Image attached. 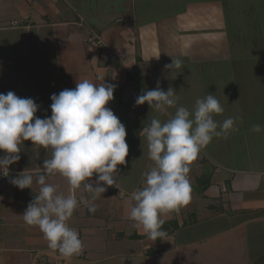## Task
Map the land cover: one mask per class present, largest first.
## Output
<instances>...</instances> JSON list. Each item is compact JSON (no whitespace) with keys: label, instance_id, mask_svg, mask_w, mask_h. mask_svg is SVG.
Masks as SVG:
<instances>
[{"label":"crops","instance_id":"1","mask_svg":"<svg viewBox=\"0 0 264 264\" xmlns=\"http://www.w3.org/2000/svg\"><path fill=\"white\" fill-rule=\"evenodd\" d=\"M221 8L217 0H0V38L14 44L18 63L32 59L45 65L57 57L64 66L57 74L44 68L39 78L21 70L13 79L3 73L0 81L16 82L6 88L0 83V93L32 98L45 88L44 77L54 80L53 87L48 84L51 95L83 79L99 83L104 78L117 86L106 106L124 118L129 146L127 163L117 166L119 189L105 186L95 212L82 205L68 221L85 247L81 255L65 258L48 247L38 227L23 221L40 186L34 182L21 190L11 180L24 170L42 173L51 151L31 141L21 144L20 160L9 166L7 176L0 174V264H264V131L251 130L264 126V9L243 14L258 22V34L251 35L248 19L246 25L228 21L229 11ZM172 58L183 61L180 69L165 67ZM249 60H262V72L254 63L247 72ZM234 61L241 63L238 71ZM71 65L75 74L65 76ZM158 81L163 90H175L176 107L190 112L197 99L214 95L224 107L214 119L238 118V131L227 139L214 138L200 151L188 174L190 202L166 214L167 235L151 240L128 218V201L144 186L143 173L155 166L142 129L153 118L167 121L176 111L162 114L147 103L136 104ZM35 102L43 118L51 116L49 101ZM46 179L60 194H70L64 177Z\"/></svg>","mask_w":264,"mask_h":264},{"label":"clouds","instance_id":"2","mask_svg":"<svg viewBox=\"0 0 264 264\" xmlns=\"http://www.w3.org/2000/svg\"><path fill=\"white\" fill-rule=\"evenodd\" d=\"M159 58V57H158ZM157 58V59H158ZM183 61L173 59L167 69H180ZM77 81L75 88L64 89L51 96V116H36L40 106L32 98H22L14 92L0 93V174L8 175L9 166L20 160L21 144L31 141L51 151L44 159L43 172H21L11 183L23 190L40 186L39 194L22 214L23 221L43 233L48 247L65 258L79 256L84 251L80 233L68 221L82 205L95 212L94 202L107 191L118 187V165L127 163L129 146L126 127L106 105L114 100L116 85ZM179 100L171 87L144 91L136 98L137 105L147 103L151 110L167 114ZM224 107L212 94L195 102L194 111L176 107L175 114L165 122L153 118L142 129L148 142V157L154 167L143 173L144 186L129 197L128 218L151 240L164 238L163 217L179 211L191 200L190 164L214 138L238 131L236 120L229 117L222 123L214 119ZM255 133L264 126L255 124ZM59 174L69 186L70 194H60L47 183V176ZM35 175V180H34ZM95 175V185L92 178ZM107 186V187H105ZM78 193H80L78 195ZM87 193L89 195H84Z\"/></svg>","mask_w":264,"mask_h":264},{"label":"rangeland","instance_id":"3","mask_svg":"<svg viewBox=\"0 0 264 264\" xmlns=\"http://www.w3.org/2000/svg\"><path fill=\"white\" fill-rule=\"evenodd\" d=\"M217 1H218V5L220 7H222L221 9L222 10L224 9V12L229 11V15L227 16L228 21H235L236 20V22H237L239 20L240 24L242 22V25H246L245 22H243V21H244V19H248L246 21V23H247L246 27L251 28V35L258 34L259 30L256 29L255 23H254V21H256V19L253 20L252 17L244 18L243 14L245 12H247L245 14H248L249 11H252V14H253L256 9H261V8L264 9V3L259 2V5H257L258 0H217ZM248 8H252V9L249 10ZM257 23L258 22L256 21V24ZM245 33L249 35L250 34L249 29L247 31H245ZM11 43L12 42H10V40L3 39L2 37L0 38V75L5 73L6 78L13 79V77L15 75L18 76L20 70H21L22 74H25V75L35 74L39 78L40 75H42V77H43V75L45 76L46 71L43 74L44 68H46L47 71L55 72L52 74H57V72H59V70H61V68L64 67L61 64H58L57 57H51V58L47 59V61H46L47 64H45V65H38L32 59H30L29 61H25V62L22 61L23 64L20 65V63H18L19 62L18 50L15 48L14 44H11ZM260 49L263 50V48H260ZM46 51H48V52L51 51V53H52V50L47 49ZM262 62H263L262 60L255 61V62L249 60V61H246L244 68L246 69L247 72H249V71H251L250 70L251 65H253V63H254V65L256 64L255 66L259 65L260 72H262L261 69H262V66L264 63V62L263 63ZM240 65H241V63L234 61V65H232V68H235L238 71V69L240 68ZM223 66L224 65L220 66V68H222ZM214 67L215 66H212L213 69H214ZM216 69H217V67H216ZM72 72H74V73H72ZM75 72H76V65H71L68 68V72H66L68 74H65V76H72L75 74ZM54 79L56 80L55 82L57 85L60 82L59 76H56ZM70 80H69L68 84L72 82ZM51 81H53V82H51ZM14 82H16V81H8V82L3 81V80L0 81V83L2 85L5 83L4 84L5 88L7 86L13 85ZM31 83H34V82H31ZM42 83H44L45 88L35 92L36 96L34 95L32 97V99H34V101H37V100L41 101L39 104H44L45 101H49V104L51 105V103H52L51 96L52 95L50 93L51 92L50 88L53 87L52 85L54 83V80H52L49 77L46 80V78L44 77L42 79ZM48 84L51 85V87ZM10 90H12V87H10ZM29 94H31V93H29ZM53 94H54V91H53ZM45 115L46 114H43V112H41L40 109L36 113V116H38L40 118H43V116H45ZM115 115L118 118H120V116L118 114H115ZM123 120H124V118L120 119V121H123ZM126 137H128V136L126 135Z\"/></svg>","mask_w":264,"mask_h":264},{"label":"built area","instance_id":"4","mask_svg":"<svg viewBox=\"0 0 264 264\" xmlns=\"http://www.w3.org/2000/svg\"><path fill=\"white\" fill-rule=\"evenodd\" d=\"M100 43V42H99Z\"/></svg>","mask_w":264,"mask_h":264}]
</instances>
